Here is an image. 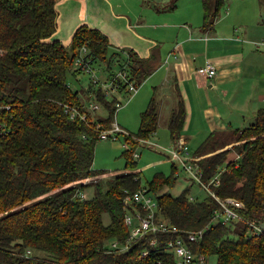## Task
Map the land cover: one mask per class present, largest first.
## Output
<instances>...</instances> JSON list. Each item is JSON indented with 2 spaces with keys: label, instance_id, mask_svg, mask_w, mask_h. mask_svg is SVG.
<instances>
[{
  "label": "trees",
  "instance_id": "1",
  "mask_svg": "<svg viewBox=\"0 0 264 264\" xmlns=\"http://www.w3.org/2000/svg\"><path fill=\"white\" fill-rule=\"evenodd\" d=\"M57 2L0 0V104L10 106L0 107V124L7 129L0 135V264H179L167 243L179 236L196 254L216 256V264H264V231L250 235L247 223L264 222V109L243 129L212 133L194 152L200 157L204 183L220 173L219 183L205 188L204 199L193 196L190 186L177 196L168 191L154 196L157 217L177 226L178 232L147 233L128 241L124 199L142 187L140 172L134 171L140 143L132 135H124L129 171L76 183L104 175L94 168L95 149L100 129L111 126L121 101L115 94L108 99L102 87L91 86L88 99L93 96L105 105L107 117L87 113L85 120L72 119L66 112L65 104L85 102L67 82L70 73L79 75L74 65L82 48L93 62L106 65L110 41L87 23L75 29L68 44L54 37ZM224 3L216 0L211 6L203 0V28L213 27ZM176 6L177 2L169 9ZM128 54L136 62L130 73L139 82L152 67L132 51ZM106 69L113 70L110 64ZM185 120L181 103L169 121L172 138L179 137ZM158 125L159 107L152 98L140 115L138 132L132 134L148 139ZM233 135L237 138L229 140ZM232 142L237 143L222 149ZM176 170L174 165L171 175L156 173L149 191L175 186ZM90 186L93 195L81 198L79 193ZM212 193L243 202V207L231 205L242 218L214 220L222 206ZM202 229L201 241L188 240L189 232ZM154 239L156 245H151ZM127 247L130 250L123 252Z\"/></svg>",
  "mask_w": 264,
  "mask_h": 264
},
{
  "label": "crops",
  "instance_id": "2",
  "mask_svg": "<svg viewBox=\"0 0 264 264\" xmlns=\"http://www.w3.org/2000/svg\"><path fill=\"white\" fill-rule=\"evenodd\" d=\"M134 2V10L117 12L113 0H58L54 37L68 44L83 23L100 29L110 41L106 65L113 70L107 73L125 64L134 72L136 62L129 59L130 51L146 60L151 72L139 82L134 79L138 91L126 89L121 95L130 93L128 104L140 96L146 81L147 106L155 98L159 107L158 129L151 137L159 140L158 131L163 128L169 132L173 148L183 137L195 152L212 133L226 134L256 121L258 111L264 109V23L260 17H232L231 10L213 27L203 28V17H174L178 4L173 10L155 9L156 17H146L145 0H129L131 5ZM209 63L216 69L212 78L203 71ZM181 103L186 120L174 139L169 121Z\"/></svg>",
  "mask_w": 264,
  "mask_h": 264
},
{
  "label": "rangeland",
  "instance_id": "3",
  "mask_svg": "<svg viewBox=\"0 0 264 264\" xmlns=\"http://www.w3.org/2000/svg\"><path fill=\"white\" fill-rule=\"evenodd\" d=\"M101 1V0H100ZM115 3V8L117 12L120 10H134L136 8V2L133 5L129 3V0H113ZM178 1V2H177ZM203 0H145V12L146 17H156L153 11L155 9H160L161 11L165 8L169 9L170 6L175 5L176 2L178 7L174 10V17H203ZM216 0H208V3L211 6H214ZM225 3L219 11L220 18L228 17V13L232 12V17H260L261 23H264V0H224ZM139 5V9H141ZM163 17V16H159ZM262 17V18H261ZM262 25V24H261ZM256 27V23L252 24V28ZM147 30L145 32H150ZM152 34V33H151ZM153 35V34H152ZM112 52V51H111ZM95 69L98 71V75L102 80L107 78V69L104 63H95ZM68 84L76 90L80 91L81 97L87 101L88 93L87 91L91 86H93L88 73H80L78 76L69 74L67 78ZM146 83V81H145ZM145 83L142 89H140V96H135L129 101L128 104H125L130 97V93L126 94L118 93L116 96L119 97L123 106L119 108L116 113L115 120L125 129L131 133L138 132L140 125V114L147 107L149 99L147 94L145 95ZM108 99H113V96H108ZM125 104V105H124ZM100 117H107L108 109L105 105L101 103L100 108L95 111ZM251 124V123H250ZM161 131V132H160ZM160 139L150 138L154 143L160 147H148L138 146L136 151L141 154L139 158H136L137 170L140 172L141 185L142 188H148L149 181H151L156 173L162 172L166 175H171L173 173V166L177 167L175 171V176L177 181L175 186L169 187L166 186L157 193H150L153 196L157 194L168 191L174 196L179 195L185 188L188 186L191 187L190 192L193 196L198 197L199 199H204L207 196V190L201 186L196 179H194L187 170H185L181 163L176 159V157L163 148H173L172 143H170L171 138L169 132L163 128L159 131ZM237 138V135H233L229 140H234ZM237 142H232L229 145H226L223 149L232 147ZM172 146V147H171ZM162 147V148H161ZM195 148V145H193ZM127 149L126 140L124 134H120L116 139H100L97 142L95 149V160L94 168L98 171L104 172L106 177L114 176L121 172L129 171L126 169V158L123 155V152ZM210 148H206V151ZM222 150V149H221ZM194 152L190 151V155ZM187 158L186 154H183ZM222 168V167H221ZM87 196H92L94 193L93 187H88L85 191ZM105 223L110 221L109 215H104ZM212 264H216L217 257H211Z\"/></svg>",
  "mask_w": 264,
  "mask_h": 264
},
{
  "label": "built area",
  "instance_id": "4",
  "mask_svg": "<svg viewBox=\"0 0 264 264\" xmlns=\"http://www.w3.org/2000/svg\"><path fill=\"white\" fill-rule=\"evenodd\" d=\"M81 52L82 54L76 59L74 65L75 69L79 70V74H90L93 86L102 87L107 96H114V94L116 95L118 93H121V90L126 89H128L132 93L138 91L139 87L137 86V82L132 78L127 64L123 65L116 71H110V73L107 74V78L105 80H102L98 75L97 69H95L94 65L96 62H93V59L87 56L88 51L86 47H83ZM203 71L209 78H212L216 75V69L210 63L207 64ZM100 105L101 103L92 96L87 101H85L82 106L65 104V110L69 113L72 119L79 118L85 120L87 117V113H95V111L100 108ZM2 106L6 108L10 107L9 105L0 104V107ZM122 106L123 103L117 102V111ZM6 131L7 129L0 124V135L6 133ZM120 134L132 135L134 139L139 141L140 145L153 144L156 145V147H160L159 145L151 141L150 138H137L136 136H134V134L130 133V131L122 127L116 120L111 123L110 127L106 129H100L101 139H116ZM163 149L174 155L176 159L181 163L182 167L187 170L188 173L207 190H210L209 188L211 184L217 185L219 183L220 173H217L209 183L206 184L203 182V173L198 163L200 157L195 156L194 154L190 155L189 145L183 137H180L178 139L176 147ZM183 154H186L187 158H185ZM140 155L141 154L137 151L134 153L135 158H139ZM104 176L105 175L87 177L76 183L82 182L85 184ZM212 194L217 198L222 206V209L220 211H215L214 220L221 219L223 220V222H229L231 219L237 220L242 218L240 214H238L231 207V205H234L236 207H243V202L234 198H226L225 200H222L215 193ZM79 195L81 198L87 197V193L85 191L80 192ZM124 206L126 209L125 224L130 228L131 231L130 238L128 240L129 242L147 233L156 234L170 231H179L177 226L157 217V213L159 211L158 203L155 197L150 193L148 188L141 187L133 193L129 192L124 199ZM247 223L250 228V235H259L264 231V228L261 226V222L258 223L254 221H247ZM204 235L205 231L202 229L195 232H189L187 234V238L190 242H199L204 238ZM167 243L168 248L173 249L175 254L177 255L179 264H212L211 259L207 257V255L196 254L181 236L175 239H170ZM117 245L118 244L116 242L113 244L114 247ZM151 245H156L155 239L151 241ZM147 253L148 250L144 251L141 256H145L147 255Z\"/></svg>",
  "mask_w": 264,
  "mask_h": 264
},
{
  "label": "water",
  "instance_id": "5",
  "mask_svg": "<svg viewBox=\"0 0 264 264\" xmlns=\"http://www.w3.org/2000/svg\"><path fill=\"white\" fill-rule=\"evenodd\" d=\"M261 226L264 228V222H261ZM129 250H130V248H127V249H124L123 252H127Z\"/></svg>",
  "mask_w": 264,
  "mask_h": 264
}]
</instances>
